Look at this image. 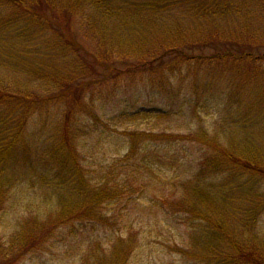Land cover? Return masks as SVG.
I'll return each instance as SVG.
<instances>
[{
  "label": "trees",
  "instance_id": "16d2710c",
  "mask_svg": "<svg viewBox=\"0 0 264 264\" xmlns=\"http://www.w3.org/2000/svg\"><path fill=\"white\" fill-rule=\"evenodd\" d=\"M257 1L261 5L253 4L255 0H82L83 5H80L85 7L82 10L88 9L95 14L91 16L93 28L89 24V29L82 30L92 35H97L99 30L102 34L111 31V37H119L116 44L100 43L96 53L90 54L73 35L76 25L80 28L85 21L89 22L85 16L76 17L72 13L81 11L82 7L76 8V4L71 3L68 9L60 8V0H0V216L6 209L7 199L20 185L25 183L30 190L35 186L41 189V196L32 197L26 209H22L35 217L39 225L37 230L30 234L25 229L16 239L13 236L15 243L21 235L23 238L29 234L26 242L23 240L19 245V250L15 246V254L11 250L12 243L11 248L0 246V264H14L39 251L56 231L73 224H90L97 231L96 226L112 228L119 238L111 244V263L127 264L134 237L126 219L132 209L139 208L156 212V215L184 216L181 217L183 221L187 219L194 228L201 229L195 236H190L197 243L198 235L206 229L207 238L202 236L205 240L197 251L200 263L264 264V255L252 235L255 232L257 237L260 217L264 214V148L253 149L256 144L264 147V130L262 137L257 134L259 132H251L248 142L251 147L233 151L229 145L231 137L223 139L230 146L227 147L204 130L193 137L173 135L167 126L171 115L158 108L118 114L105 122L96 117L100 136L107 139L103 144H110L108 148L113 149V156L120 150L126 151L121 159L100 164V167L97 159L94 160L96 170L86 166L88 157L80 152L77 134V123L81 125L87 118L85 115L93 114L95 103L117 98L116 89L129 82L142 81L151 85L158 82L161 86L172 87L170 82L173 80L188 82L190 89L189 84H195L202 75L207 76L201 70L221 68L224 71L219 84L223 97L240 96L242 92L258 87L257 84L264 86L262 28L256 34L247 22L250 30L239 38L230 31L234 25L231 18L240 10L246 12L245 19L264 15V0ZM248 2L252 3V9L246 10L244 7ZM173 10L176 13L172 14L198 20V24L188 25L191 39L188 33L180 32V24L169 14ZM158 14H166L168 18L161 26L153 22ZM76 19L78 22L73 24ZM106 20H114L111 30L102 24ZM221 20L227 22L229 32H223ZM35 36L57 47L61 45L62 49L68 50L67 55H73L70 59L63 58L61 68L54 71H58L56 75L63 80L56 81L55 76L42 66L45 56L42 63H38L30 40L34 41ZM124 43L128 44L129 53L115 54V47L123 48ZM121 71L122 76L119 75ZM35 74L40 79L35 78ZM94 92L98 94L96 99L92 97ZM260 97L257 103L262 110L256 119H263L264 124V87ZM56 100L60 102L62 117L56 127L59 144L42 143L38 126V141L28 140L26 134L34 129V118L42 117L44 105ZM237 105L238 101L234 100V106ZM91 129L94 133L95 129ZM177 141L197 142L208 153L199 160L192 175L188 172L179 177L170 167L171 177L162 179L158 167H164L166 161L159 155L160 149L153 147L178 144ZM240 142L244 146V139ZM136 158L138 162L133 161ZM88 172L96 175L89 178ZM236 175L248 176L253 187L258 181L262 189L257 183V189L254 187L253 191L246 190L244 182L234 186ZM48 181L52 183L54 193L46 194ZM229 184L233 191L228 189ZM228 192L238 198L231 206L234 211L238 210L237 219L233 217L232 221L224 218L230 211L221 214L217 206L221 200L228 207L224 197ZM139 198L146 199L148 206L140 204ZM237 224L239 236L232 232ZM2 252L13 257L7 259ZM193 257L198 259L196 255Z\"/></svg>",
  "mask_w": 264,
  "mask_h": 264
},
{
  "label": "rangeland",
  "instance_id": "374dc122",
  "mask_svg": "<svg viewBox=\"0 0 264 264\" xmlns=\"http://www.w3.org/2000/svg\"><path fill=\"white\" fill-rule=\"evenodd\" d=\"M251 1L253 2V0ZM71 3L76 4L74 5L76 8L79 6L82 7L81 11L78 10L79 12H72L73 15L76 17H79L80 15H82V17L85 16L89 21H85V23L81 24L80 28H77L76 25L73 33L80 43L84 45L88 53H96L97 45L100 43L111 45L115 42L116 44V40L119 37L115 35H113L114 37H111V31L108 32V34H102V31L99 30L97 35H92L91 32L87 33L85 30H82L84 28L89 29V24L90 28H93L94 19H92V17L95 14L88 9L82 10L85 8L82 6V0H60L59 6L61 5L60 8L64 7L65 9H68V6H70ZM257 3L260 2L257 0L253 2V4L257 6L261 5ZM250 6H252V3L248 2V6L244 8L246 10L252 9ZM172 13L176 12L173 10L169 12V14L176 18L178 24H180V32L188 33L189 38L191 39L192 32L190 31L189 26L195 23L198 24V20L194 19L195 21H192L189 16L180 17V15ZM245 13L246 12L240 10L238 14H233L234 17L231 19L234 25L230 30L231 33L235 34L234 36L238 38L241 37L244 32L250 30V26H247L249 23L251 25V30L253 31V29H255L253 32L258 34L260 28H262L261 32L263 33L264 25L261 24L264 22V15L258 16V18L251 17L245 19L243 18ZM98 16L100 17L99 13ZM164 20H166V22L168 21L167 15L158 14L157 20H153V22L155 24L159 23L160 25L161 23H166ZM113 21L114 20L102 21V24L111 30L112 28L110 25L114 23ZM77 22L78 19H76L73 24H76ZM223 22L224 20H221V23ZM209 24L212 25V23ZM226 24L227 22L225 21L220 26L225 29L223 31L225 33L229 32L228 29H226ZM96 27H98V25H96ZM200 29H202V26ZM29 33L32 35L34 34L32 32ZM30 40L32 43L31 45H34V52L37 54L35 57L38 58V63H42V57L45 56L44 64L42 66L46 68L48 73H51V76H55L56 81L63 80V77L56 75L58 74V71L55 73L54 71H56L57 68H61L63 58L70 59L73 55H67L68 50L65 49V47L62 49L61 45L57 47L53 43L51 44V42L42 40L40 37L35 36L34 41H32V39ZM149 42L150 40L148 41V45ZM19 43L20 42H18V44ZM21 46L24 48L23 45ZM127 47L128 44L126 43H124V49L121 47H115V54L117 52L123 55L128 54L129 51L127 50L129 49H126ZM42 48L44 51H42ZM48 62H50V64ZM117 69L119 71L120 68L117 66ZM25 71L27 73L28 69L26 68ZM201 71L206 73L207 76L205 77L202 75V80H197L195 84L190 82V89L187 88L188 82H175L171 80L170 84L172 87H165L161 86L158 82L151 85L142 81H135L129 82L125 86L120 85V87L116 89L118 92L116 93L118 96L117 98L109 99L108 101L99 100L96 102L93 106V114H84L87 117L84 119V122L81 125L77 123L80 152L84 156L87 154L88 157L86 166L90 168V170H96L97 167L94 160L97 159L99 162L98 167H100V164L105 165L109 164L108 162L110 161L114 162L119 158L121 159L125 156L126 152L125 150H120L117 156H113L114 153L111 152L113 149L108 148L110 144L109 146L103 144L107 139H104L102 134L100 136V124L96 117L105 122L109 118H113L118 114L132 113L138 110L153 108H158L171 115V120L167 123V126L170 127L171 133L177 137L192 136L198 133V131L204 130L208 136L219 138L221 143L225 146L230 147L229 145L231 144L233 151H241L247 149V147H251V143H248L250 142L251 132L254 134L259 132L257 134H260V137H262L264 130V124H262L263 119H260V121L256 119L257 113H260V110H262V106L259 105L257 101L261 99L260 91L264 86L262 85L259 87L257 84L258 87L252 88V91L247 90L245 93L242 92L240 96L237 95L235 97L230 95V97H228L225 95L223 97L220 95L221 84H219V82L221 80L219 79H221V72L224 70L219 68L218 70L211 71L204 69ZM34 72L36 73L37 70ZM122 73L123 71H121L119 75ZM35 78L40 79V76L35 74ZM66 78L69 77L66 75ZM120 79L121 77L119 76L117 80L119 81ZM259 82L261 83V81ZM37 83L34 84L37 85ZM100 90L102 91V89ZM53 93L51 95H54ZM249 93H251V96L248 95ZM37 94L39 95V93ZM104 95L106 96V94ZM97 96L98 94L96 92L92 95L93 99H96ZM89 98L90 96H88V99ZM234 100L238 101L237 106H234ZM59 104V100H56L54 103L47 102L44 105L42 117L34 118L36 121L34 129L26 134L28 140L38 141L36 136V126H38V128L40 127L38 131L41 132L39 135L42 143L45 145L53 143L59 144L60 135L56 128L62 118L59 114ZM94 113L97 121L94 119ZM241 116L246 120L241 119ZM91 127L95 129L94 133ZM230 137L232 139L229 140L230 143L228 145L224 140H228ZM100 138H102L101 141ZM243 139L245 141L244 146H242V143L240 142V140ZM177 142L178 144H175V142L171 144H156L155 146L157 147H153V149H160L162 153L159 155L166 161L163 162V159L160 158L163 164L166 163L164 167L163 165L158 167L160 168L158 174L162 179L165 177L166 179L171 177L169 174L170 172L168 171L170 167L179 177L184 176L185 173L188 172L192 175L199 160L208 153V151L206 153L197 142ZM151 148L152 147H150L149 150H151ZM263 148L264 147H261L259 144H256L253 147L255 150H261ZM138 160L139 159L136 158L133 161L138 162ZM175 166L177 168H175ZM92 175L96 174H89L88 172L89 178H92ZM234 180L236 181L232 184L236 187L244 182L246 190L253 191L255 190L254 187L257 189L255 184L258 181L253 187L248 176L243 178L236 175L234 176ZM232 181L233 180H231V182ZM260 187L261 186L259 185V188ZM27 188V185L24 183L12 192L14 194L13 196L10 195V198L7 199L6 209L0 216V246L1 248H11V245L13 244V249L11 250L14 254L16 253L15 246L17 245L19 250V245L23 240L26 242L25 238L29 234L25 235L23 238L21 235L15 243L13 242V236L15 235L16 239L18 235L22 233V230L25 229V231L28 233L30 232L31 234L32 231L37 230L39 226L35 217L24 213L22 209H26V206L30 203L32 197L35 199V195L41 196V189L37 186H35L33 190ZM228 189L233 191L230 184ZM261 189L262 188H260V190ZM45 192L46 194L54 193L53 185L49 181ZM13 197L14 200H12ZM224 197L226 200L225 204L228 207L224 206V203L220 200L217 206L220 208L221 214H223L225 210L230 211V215L226 217L224 214V218L229 221H232L233 217L237 219L238 210L234 211V207L231 206L235 201H238V198H234L229 192L225 193ZM146 199H149V197H146ZM146 199L139 198L138 200L143 206H148ZM241 202L242 200L239 199L240 204ZM53 205L55 204H52L51 206ZM47 206L48 205H45V207ZM130 208H132V206H130ZM157 213L159 214V212ZM181 217L184 216L180 215L177 217H171V215L167 213L156 215V212H151L142 208L132 209L129 218L127 217L126 219L133 229L131 236L134 237L131 246V254L128 257L127 264H203L199 262V253L197 251L203 244V240H205L204 238H207L206 229L198 235V238H200L199 243L192 241L190 236H195V232H198L201 229L194 228L195 226L192 225V223H189L187 219L183 221ZM232 224L233 223H231V225ZM90 226V224H73L65 229L63 228L61 231H56V234L53 235L50 238V241L39 251L20 258L14 264H112V259L109 256L112 253L111 244L119 238L117 237L118 234H114L112 228L102 229L100 226H96L98 229L97 231ZM238 226L239 224H237V228L235 227L232 232L237 233L239 236L240 230H238ZM257 231H259L257 237H255V232L254 234L252 233L254 236V243L261 248V252L264 255V214L260 217ZM244 234L247 235V232L244 231ZM125 235L126 233L123 234V237ZM134 250L135 252L133 253ZM2 253L6 255L7 259L13 257L5 252ZM195 255L198 259L193 257ZM206 262H208V260Z\"/></svg>",
  "mask_w": 264,
  "mask_h": 264
}]
</instances>
